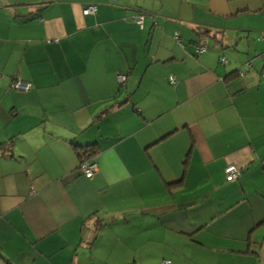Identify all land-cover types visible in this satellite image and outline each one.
<instances>
[{"label":"crops","instance_id":"crops-1","mask_svg":"<svg viewBox=\"0 0 264 264\" xmlns=\"http://www.w3.org/2000/svg\"><path fill=\"white\" fill-rule=\"evenodd\" d=\"M0 143V264H264V0H0Z\"/></svg>","mask_w":264,"mask_h":264},{"label":"built area","instance_id":"built-area-1","mask_svg":"<svg viewBox=\"0 0 264 264\" xmlns=\"http://www.w3.org/2000/svg\"><path fill=\"white\" fill-rule=\"evenodd\" d=\"M97 5L96 4H89V5H85L83 8V13L84 14H94L97 11ZM133 20L138 23L140 26H142L143 24V20H144V15L141 13L135 14L133 16ZM205 46L199 45L198 46V51H204L205 50ZM223 62H225L226 60L224 58L221 59ZM239 74H242V72H239ZM118 81L119 83H124L126 81V76L124 74H119L118 75ZM170 82H174V78H172L170 80ZM12 88L17 89V90H22V91H27L30 89L31 84L29 82L26 81H22V80H15L13 81ZM80 171L88 178H92L94 176V174L97 171V163L91 159L89 160H84L80 163L79 165ZM225 174H226V180L227 181H235L239 178V176L241 175V171L238 167H236L235 165H228L225 168ZM162 264H170L169 260H164L162 262Z\"/></svg>","mask_w":264,"mask_h":264},{"label":"trees","instance_id":"trees-1","mask_svg":"<svg viewBox=\"0 0 264 264\" xmlns=\"http://www.w3.org/2000/svg\"><path fill=\"white\" fill-rule=\"evenodd\" d=\"M0 146H4L0 143ZM94 153V145L89 146L87 149H82V151L79 152V163H81L84 160L91 159L92 155Z\"/></svg>","mask_w":264,"mask_h":264},{"label":"rangeland","instance_id":"rangeland-1","mask_svg":"<svg viewBox=\"0 0 264 264\" xmlns=\"http://www.w3.org/2000/svg\"><path fill=\"white\" fill-rule=\"evenodd\" d=\"M177 240L179 241V238H177Z\"/></svg>","mask_w":264,"mask_h":264},{"label":"water","instance_id":"water-1","mask_svg":"<svg viewBox=\"0 0 264 264\" xmlns=\"http://www.w3.org/2000/svg\"><path fill=\"white\" fill-rule=\"evenodd\" d=\"M126 100H124V102H125ZM121 104V103H120Z\"/></svg>","mask_w":264,"mask_h":264}]
</instances>
